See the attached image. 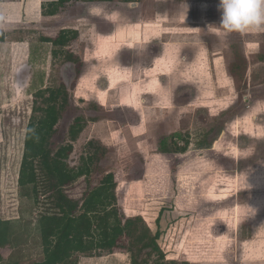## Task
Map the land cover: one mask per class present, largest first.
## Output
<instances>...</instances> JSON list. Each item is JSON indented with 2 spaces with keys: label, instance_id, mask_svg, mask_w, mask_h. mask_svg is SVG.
<instances>
[{
  "label": "rangeland",
  "instance_id": "rangeland-1",
  "mask_svg": "<svg viewBox=\"0 0 264 264\" xmlns=\"http://www.w3.org/2000/svg\"><path fill=\"white\" fill-rule=\"evenodd\" d=\"M208 1L215 5L207 15L201 8L190 15L189 0H141L77 3L63 14L56 4V15L9 18L2 52L12 71L0 77V218L36 222L38 209L18 185L27 127L34 101H42L36 93L63 81L70 105L53 146L71 142L69 126L85 117L70 164L98 154L90 188L114 172L120 213L140 217V231L142 223L161 230L166 261L264 264V31L222 29L216 36L219 0ZM55 43L65 45L58 58ZM176 133L189 139L188 150L160 153ZM72 192L81 196L82 182ZM36 247L23 249L37 259ZM115 253L119 264H130L126 250Z\"/></svg>",
  "mask_w": 264,
  "mask_h": 264
},
{
  "label": "trees",
  "instance_id": "trees-1",
  "mask_svg": "<svg viewBox=\"0 0 264 264\" xmlns=\"http://www.w3.org/2000/svg\"><path fill=\"white\" fill-rule=\"evenodd\" d=\"M140 1L59 0L58 6L59 13L63 14L72 4L77 3L134 4ZM4 39L5 36L0 35V41ZM54 45V57L65 54L64 44ZM36 96L42 98V101H34L18 185L21 198L32 201L38 209L37 219L34 223L29 220L26 222L28 225H22V217L0 218V249L11 247L14 252L6 258L0 250V264H78L80 254L93 256L106 251L113 253L117 248L130 254V264H178L174 260L166 261V255L158 243L160 229L153 233L142 223L140 231V217L126 218L120 213L114 172H107L99 185L90 188L89 180L98 159L97 153L82 158L79 165L70 164L74 152L72 142L84 130L87 122L85 117H75L69 126L71 142L62 143L59 147L53 146L52 138L57 133L62 113L70 105L66 84L59 81L40 89ZM171 139V144L167 140L161 142L160 153H185L188 150L190 141L183 139L182 134L176 133ZM178 139L184 140L185 145H181ZM81 182L84 193L81 196L74 195L72 190L80 186ZM162 214L163 210L157 218V224ZM29 224L35 227L29 228ZM31 242H37L34 253L37 259H34L33 252L28 253L23 249ZM19 251L22 254L15 255Z\"/></svg>",
  "mask_w": 264,
  "mask_h": 264
},
{
  "label": "crops",
  "instance_id": "crops-1",
  "mask_svg": "<svg viewBox=\"0 0 264 264\" xmlns=\"http://www.w3.org/2000/svg\"><path fill=\"white\" fill-rule=\"evenodd\" d=\"M59 0H0V35H4L6 37L7 31L4 28L5 24L9 21V18L12 15H56L54 14V11L57 9L55 8L56 4H58ZM191 10L189 12L190 15L197 12L200 8L204 10L203 15H207V12L209 11V8H214L215 3L213 5L208 0H189ZM136 2L135 4H137ZM52 4V6H51ZM188 14V15H189ZM220 13H218L219 15ZM220 16H218V19L216 25L214 26V34L216 36H222V28L219 27L220 23ZM201 19H194L192 18L191 21L194 23H200ZM204 22V18H203ZM2 26V27H1ZM200 27V26H199ZM198 28V27H197ZM246 33L245 35H247ZM6 39V38H5ZM0 41V77H3L4 74L8 75L12 71V67L10 65H7L4 62L3 57V43L6 40ZM250 43L249 41L245 42ZM246 47H248L246 45ZM15 70V67H14ZM19 70L17 69L16 72ZM102 141H104L103 138H101ZM117 253L113 254L108 252L107 254H94L93 256L80 254L78 256L79 262L78 264H108L107 262L111 264H119L120 259H118ZM87 260H91V262H88ZM105 260V261H103Z\"/></svg>",
  "mask_w": 264,
  "mask_h": 264
},
{
  "label": "clouds",
  "instance_id": "clouds-1",
  "mask_svg": "<svg viewBox=\"0 0 264 264\" xmlns=\"http://www.w3.org/2000/svg\"><path fill=\"white\" fill-rule=\"evenodd\" d=\"M218 10L227 33L264 31V0H219Z\"/></svg>",
  "mask_w": 264,
  "mask_h": 264
}]
</instances>
